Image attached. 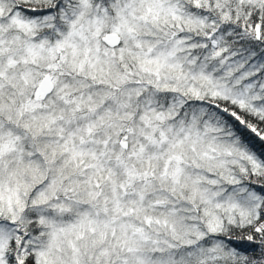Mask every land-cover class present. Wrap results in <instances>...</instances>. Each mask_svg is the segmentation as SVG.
<instances>
[{
    "label": "snow or ice",
    "instance_id": "1",
    "mask_svg": "<svg viewBox=\"0 0 264 264\" xmlns=\"http://www.w3.org/2000/svg\"><path fill=\"white\" fill-rule=\"evenodd\" d=\"M0 264H264V0H0Z\"/></svg>",
    "mask_w": 264,
    "mask_h": 264
}]
</instances>
